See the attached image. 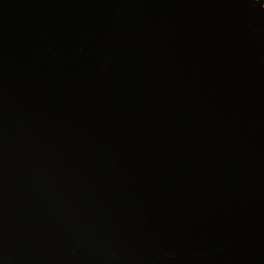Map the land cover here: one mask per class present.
<instances>
[{
    "label": "water",
    "instance_id": "obj_1",
    "mask_svg": "<svg viewBox=\"0 0 264 264\" xmlns=\"http://www.w3.org/2000/svg\"><path fill=\"white\" fill-rule=\"evenodd\" d=\"M0 264H264V7L0 0Z\"/></svg>",
    "mask_w": 264,
    "mask_h": 264
},
{
    "label": "bare ground",
    "instance_id": "obj_2",
    "mask_svg": "<svg viewBox=\"0 0 264 264\" xmlns=\"http://www.w3.org/2000/svg\"><path fill=\"white\" fill-rule=\"evenodd\" d=\"M256 1H260L262 6L264 7V0H256Z\"/></svg>",
    "mask_w": 264,
    "mask_h": 264
}]
</instances>
